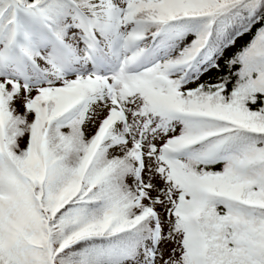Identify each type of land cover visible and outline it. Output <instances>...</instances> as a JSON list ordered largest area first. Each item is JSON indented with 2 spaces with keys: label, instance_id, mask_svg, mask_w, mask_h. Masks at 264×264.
I'll return each mask as SVG.
<instances>
[{
  "label": "snow or ice",
  "instance_id": "snow-or-ice-1",
  "mask_svg": "<svg viewBox=\"0 0 264 264\" xmlns=\"http://www.w3.org/2000/svg\"><path fill=\"white\" fill-rule=\"evenodd\" d=\"M0 264H264V0H0Z\"/></svg>",
  "mask_w": 264,
  "mask_h": 264
}]
</instances>
